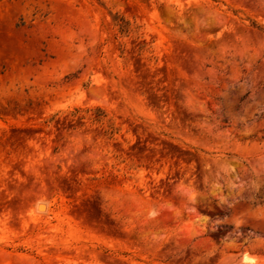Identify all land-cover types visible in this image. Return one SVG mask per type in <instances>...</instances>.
Listing matches in <instances>:
<instances>
[{"label":"rangeland","instance_id":"obj_1","mask_svg":"<svg viewBox=\"0 0 264 264\" xmlns=\"http://www.w3.org/2000/svg\"><path fill=\"white\" fill-rule=\"evenodd\" d=\"M0 264H264V0H0Z\"/></svg>","mask_w":264,"mask_h":264},{"label":"bare ground","instance_id":"obj_2","mask_svg":"<svg viewBox=\"0 0 264 264\" xmlns=\"http://www.w3.org/2000/svg\"><path fill=\"white\" fill-rule=\"evenodd\" d=\"M45 207V206H44Z\"/></svg>","mask_w":264,"mask_h":264}]
</instances>
